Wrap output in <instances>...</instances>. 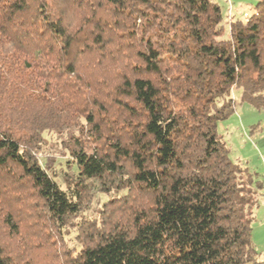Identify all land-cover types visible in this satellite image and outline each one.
<instances>
[{
  "label": "trees",
  "instance_id": "trees-1",
  "mask_svg": "<svg viewBox=\"0 0 264 264\" xmlns=\"http://www.w3.org/2000/svg\"><path fill=\"white\" fill-rule=\"evenodd\" d=\"M220 21L211 0H0V264H36L15 205L63 228L112 190L119 216L67 264H263L252 176L217 124L234 89L264 109V0L229 39ZM45 132L76 167L65 190L38 162Z\"/></svg>",
  "mask_w": 264,
  "mask_h": 264
},
{
  "label": "rangeland",
  "instance_id": "rangeland-1",
  "mask_svg": "<svg viewBox=\"0 0 264 264\" xmlns=\"http://www.w3.org/2000/svg\"><path fill=\"white\" fill-rule=\"evenodd\" d=\"M211 1L221 11V38L229 39V22L245 21L251 16L259 0ZM231 96L234 100V111L228 118L218 122L217 134L226 145L230 160L252 176L250 188L254 199L249 215L251 240L258 261L264 264V109H255L241 102L240 89H234ZM37 159L55 183L65 190V177L71 178V174L76 173V167L69 165L70 156L61 137L45 132ZM125 194V191L116 190L105 193L87 192L81 211L75 217L69 218L63 228H57L55 224L46 221V215L39 207L33 210L29 203L15 205L22 236L32 244L28 251L29 257L36 264H67L85 241V226L92 224L98 228L105 217L119 216L121 205L115 201Z\"/></svg>",
  "mask_w": 264,
  "mask_h": 264
}]
</instances>
